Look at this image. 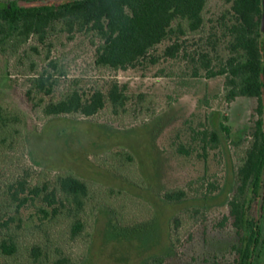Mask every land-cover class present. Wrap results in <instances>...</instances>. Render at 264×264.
<instances>
[{
    "label": "rangeland",
    "instance_id": "rangeland-1",
    "mask_svg": "<svg viewBox=\"0 0 264 264\" xmlns=\"http://www.w3.org/2000/svg\"><path fill=\"white\" fill-rule=\"evenodd\" d=\"M17 1L35 5L57 0ZM230 7L229 0H209L197 33L174 32L152 52L155 62L147 58L127 69L97 66V41L85 32L70 37L56 31L45 41L31 37L14 53L10 44L4 52L0 45V104L20 119L24 142L4 148L3 157L0 152V170L22 173L31 184L49 189L66 172L91 186L79 216L84 223L79 236L71 237L66 214L47 223L59 254L77 264H145L155 258H163L156 264H235L239 236L229 201L262 115L257 98L229 99L226 76H209L201 67L202 55H208L213 70L229 56L230 37L220 20ZM176 41L180 51L166 56L165 48ZM51 62L64 71L54 98L73 87L85 93L107 90L117 81L132 96L127 112L115 115L107 106L89 117H44L32 108L26 92L31 76L55 71ZM205 127L219 133L218 148L207 156L200 155L201 148L190 155L177 152L179 143L189 147L192 129ZM179 187L188 188L189 197L178 202L163 198L165 191ZM40 208L51 210L36 199L17 217L32 225L41 219ZM118 213L127 221L123 228ZM249 217L259 220L264 235V191L250 204ZM255 264H264V236Z\"/></svg>",
    "mask_w": 264,
    "mask_h": 264
},
{
    "label": "trees",
    "instance_id": "trees-1",
    "mask_svg": "<svg viewBox=\"0 0 264 264\" xmlns=\"http://www.w3.org/2000/svg\"><path fill=\"white\" fill-rule=\"evenodd\" d=\"M209 0H68L60 3L22 5L17 0L0 1V45L10 44L17 52L31 37L45 41L51 34L77 32L91 35L96 43L95 64L112 69L134 67L140 61L157 58L152 54L156 47L174 32L180 35L197 33L204 24V10ZM231 7L223 12L221 25L230 40L229 56L213 70L208 55H202L201 67L209 76L225 75L227 97L238 96L258 99L257 110L261 118L253 133L247 156L238 170L239 186L229 201L230 217L239 236L236 244L235 264H255L261 228L249 217L250 204L259 195L264 178V56L258 41L261 0H229ZM177 22V26L173 24ZM182 45L176 41L165 48L166 56L174 57ZM38 50L37 46H32ZM205 60V61H204ZM54 72L45 69L31 76L26 92L32 108L44 117L66 114L94 116L107 106L115 115L127 112L132 96L126 85L111 82L107 90L95 88L85 93L80 88H69L61 97L54 98V86L64 75L57 64L51 62ZM58 71V75H57ZM56 72V73H55ZM227 133L229 128L223 126ZM189 147L179 143L177 152L190 155L203 150L207 156L219 147V133L209 127L192 129ZM24 145L20 119L0 104V152L6 147ZM198 144V146H196ZM2 157L4 152H2ZM192 186H190V190ZM188 188L179 187L164 192L163 198L178 202L189 197ZM90 184L70 173L57 175L56 184L33 185L22 173L5 175L0 170V264H77L71 256L53 249L48 222L60 214L71 218V237L81 234L84 228L79 217L85 210L90 195ZM206 196V194H205ZM51 208H40V221L26 225L17 217L29 204L41 199ZM64 207L67 211L64 212ZM118 213V224L123 228L127 221ZM227 218V217H226ZM176 226L180 224L175 219ZM155 258L145 264L161 263Z\"/></svg>",
    "mask_w": 264,
    "mask_h": 264
},
{
    "label": "flooded vegetation",
    "instance_id": "flooded-vegetation-1",
    "mask_svg": "<svg viewBox=\"0 0 264 264\" xmlns=\"http://www.w3.org/2000/svg\"><path fill=\"white\" fill-rule=\"evenodd\" d=\"M263 13H264V0H261V12H260V16H259V27H258V41H259V44H260V47H261V54H263V56H264V22H263L264 21V14ZM261 184H262V186H261L259 195L254 197L253 201L256 200L258 202L260 200L261 196L263 195L264 178H263ZM254 220L257 221L259 227L261 228L259 220L257 218H254ZM263 236L264 235H263V231H262V228H261V235L259 237L260 238L259 242L261 241V237L263 238Z\"/></svg>",
    "mask_w": 264,
    "mask_h": 264
},
{
    "label": "water",
    "instance_id": "water-1",
    "mask_svg": "<svg viewBox=\"0 0 264 264\" xmlns=\"http://www.w3.org/2000/svg\"><path fill=\"white\" fill-rule=\"evenodd\" d=\"M64 1H68V0H57V1H45L42 3H60V2H64ZM264 14V13H263ZM264 22V21H263Z\"/></svg>",
    "mask_w": 264,
    "mask_h": 264
}]
</instances>
